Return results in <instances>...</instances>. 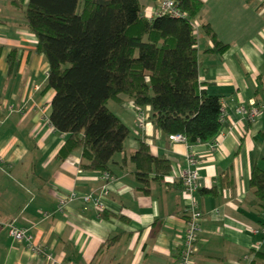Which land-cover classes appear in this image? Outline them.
<instances>
[{
	"label": "crops",
	"instance_id": "crops-1",
	"mask_svg": "<svg viewBox=\"0 0 264 264\" xmlns=\"http://www.w3.org/2000/svg\"><path fill=\"white\" fill-rule=\"evenodd\" d=\"M201 1L195 18L199 81L225 101L223 128L212 143L173 141L149 118L138 127L136 106L126 95L109 99L108 108L130 133L112 157L108 181L101 171L81 167L80 150L57 157L65 134L50 122L54 90H44L47 59L23 8L0 0V264H178L186 220L180 174L186 168L199 175L194 264H264V210L249 190L252 166L263 164L264 113L249 122L235 112L241 99H264V0ZM141 2L154 17L157 0ZM203 24L228 45L224 51ZM141 109L149 115V106ZM139 140L171 166L148 193L138 189L130 160ZM71 191L76 198L56 210L59 196ZM85 194L91 203L81 199ZM44 211L51 215L43 217ZM8 223L27 227L44 253L13 241Z\"/></svg>",
	"mask_w": 264,
	"mask_h": 264
},
{
	"label": "trees",
	"instance_id": "trees-1",
	"mask_svg": "<svg viewBox=\"0 0 264 264\" xmlns=\"http://www.w3.org/2000/svg\"><path fill=\"white\" fill-rule=\"evenodd\" d=\"M175 1L185 16L147 18L141 0H11L23 8L49 65L44 90H54L50 122L65 134L58 158L80 150L83 169L108 171L130 133L107 106L122 94L136 107L149 106V121L164 134H181L189 145L214 141L225 124L221 99L201 86L191 28L202 1ZM201 28L219 52L227 48L209 24ZM130 160L143 193L171 168L143 140ZM262 160L252 166L249 190L264 210Z\"/></svg>",
	"mask_w": 264,
	"mask_h": 264
},
{
	"label": "built area",
	"instance_id": "built-area-1",
	"mask_svg": "<svg viewBox=\"0 0 264 264\" xmlns=\"http://www.w3.org/2000/svg\"><path fill=\"white\" fill-rule=\"evenodd\" d=\"M169 14L171 16H185V13L180 11L175 0H157V8L155 15ZM143 15L150 18L147 8L143 9ZM192 34L195 37L199 36L200 24L196 19L191 20ZM223 119L225 116V101L221 100ZM235 112L243 119L249 122L256 121V119L264 113V99L257 101L255 98H248L246 101L241 99L235 107ZM148 114L141 108L136 107L137 126L143 127L148 120ZM168 138L173 141H185L181 134H169ZM188 164L194 163L192 155L187 156ZM102 177L108 181L112 179V175L108 171L102 172ZM198 172L196 168H186L180 174V182L182 192L186 200V220L180 236V245L178 250V264H194V254L197 251L198 233L200 230V222L202 219V212L199 208L195 193L198 189ZM76 198V193L71 191L59 196V201L56 210L63 211L65 205ZM85 204L91 203V195L85 194L81 196ZM43 217H49L50 212L44 211ZM8 235L15 242L26 241L28 248L34 253H44V247L33 241L29 229L25 226H17L13 223H8ZM254 231V230H252ZM50 257V256H48Z\"/></svg>",
	"mask_w": 264,
	"mask_h": 264
},
{
	"label": "rangeland",
	"instance_id": "rangeland-1",
	"mask_svg": "<svg viewBox=\"0 0 264 264\" xmlns=\"http://www.w3.org/2000/svg\"><path fill=\"white\" fill-rule=\"evenodd\" d=\"M111 103V102H110Z\"/></svg>",
	"mask_w": 264,
	"mask_h": 264
}]
</instances>
